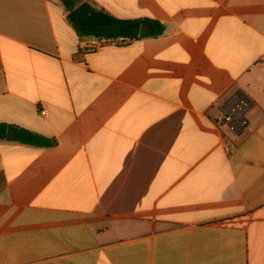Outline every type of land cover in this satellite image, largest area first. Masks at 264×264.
I'll return each mask as SVG.
<instances>
[{
    "label": "crops",
    "instance_id": "obj_1",
    "mask_svg": "<svg viewBox=\"0 0 264 264\" xmlns=\"http://www.w3.org/2000/svg\"><path fill=\"white\" fill-rule=\"evenodd\" d=\"M83 1L166 32L85 51L0 0V125L58 143L0 140V264H264V0Z\"/></svg>",
    "mask_w": 264,
    "mask_h": 264
},
{
    "label": "trees",
    "instance_id": "obj_2",
    "mask_svg": "<svg viewBox=\"0 0 264 264\" xmlns=\"http://www.w3.org/2000/svg\"><path fill=\"white\" fill-rule=\"evenodd\" d=\"M66 11L71 13L79 5L84 3L83 0H60ZM101 14L106 16L112 21L109 27H91V28H79L75 27L77 33L81 39H93L100 42L113 41L119 42L120 44H128L134 41L149 39V38H160L165 32V26L159 22L151 20H119L116 19L103 11H99ZM143 26L150 28V31L143 34L141 29ZM10 129L7 125H0V140L5 141L7 139V133ZM17 134V142L23 145L48 148L57 146L56 140H49L44 136L33 133L25 129H14Z\"/></svg>",
    "mask_w": 264,
    "mask_h": 264
},
{
    "label": "built area",
    "instance_id": "obj_3",
    "mask_svg": "<svg viewBox=\"0 0 264 264\" xmlns=\"http://www.w3.org/2000/svg\"><path fill=\"white\" fill-rule=\"evenodd\" d=\"M109 42L110 41L100 42L97 40H85L83 41L82 48L85 51H96ZM250 110V102L245 98H241L230 107L228 113L219 118V122L226 125L231 132L243 130L248 124V114ZM41 114L45 115V112L42 111Z\"/></svg>",
    "mask_w": 264,
    "mask_h": 264
},
{
    "label": "water",
    "instance_id": "obj_4",
    "mask_svg": "<svg viewBox=\"0 0 264 264\" xmlns=\"http://www.w3.org/2000/svg\"><path fill=\"white\" fill-rule=\"evenodd\" d=\"M69 21L79 28H91V27H109L112 21L106 16L97 11L89 3H82L74 11L68 15ZM150 31V28L143 26L141 32L143 34ZM18 138L17 132L10 128L7 133L8 141H15Z\"/></svg>",
    "mask_w": 264,
    "mask_h": 264
}]
</instances>
